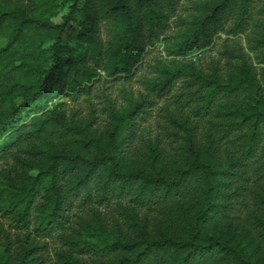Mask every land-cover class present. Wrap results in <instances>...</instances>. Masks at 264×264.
<instances>
[{"label":"trees","instance_id":"16d2710c","mask_svg":"<svg viewBox=\"0 0 264 264\" xmlns=\"http://www.w3.org/2000/svg\"><path fill=\"white\" fill-rule=\"evenodd\" d=\"M79 1L0 0V264H264L230 223L244 163L264 171V77L243 57L226 73L186 60L216 33L243 31L255 0L192 1L141 74L143 38L167 30L174 0H84L76 58L61 37ZM255 35L252 47L264 48V28ZM100 72L141 88L97 95L100 110L85 114L55 102L90 94ZM176 83L163 137L138 154L152 96ZM200 118L217 136L199 134ZM221 142L234 148L222 153ZM110 204L116 214L104 219L96 208ZM73 206L91 217L66 232ZM252 223L264 238V216ZM55 233L50 263L42 240Z\"/></svg>","mask_w":264,"mask_h":264},{"label":"rangeland","instance_id":"374dc122","mask_svg":"<svg viewBox=\"0 0 264 264\" xmlns=\"http://www.w3.org/2000/svg\"><path fill=\"white\" fill-rule=\"evenodd\" d=\"M192 1L194 0H174L173 9L168 10L166 8L169 18V25L166 28L167 30L160 33L157 38L152 40L143 38L142 44L144 46V55L141 62L138 64V66L142 65L140 74L143 73V71H146L145 64L157 59L159 56L164 57V38L175 30V20L179 16H183L187 13L188 6H190ZM77 8L78 11L67 25L61 40L67 46V55L79 58L84 50V46H81L78 43L82 21L84 18V0H80L78 2ZM66 10L67 9L65 7L62 8L59 14L54 17L52 21L60 22L61 17L66 13ZM229 26L231 25L227 23L224 30H227ZM263 28L264 0H255L251 15L247 18L243 31L236 34H227L225 31L216 33L213 38V42L209 47L187 56L186 60L193 62L198 69L202 68L204 70H208L218 68L221 72L226 73L233 68L234 64L239 62L241 57H243V59L247 60L248 64L253 67V71L256 73L257 78L262 79V77H264V48L254 49L252 47V38L256 37L255 32L257 33L261 31V29L263 30ZM1 45L2 39H0V46ZM100 76V79L96 78L94 80L95 84L90 94H84L74 100L71 98L60 97L55 102H67L73 111L79 114H85L87 110L92 107L96 110H100L102 105L99 102H101V99H97V95H106L109 93L111 96L116 97L119 94V90L123 87L133 88L134 90H140L141 88L137 78H133L127 83H124L121 79H119L120 74L118 73L110 76V74L100 72ZM179 85L180 83H176L171 91L166 93L164 96H152V103L148 107L147 114L139 123V134L137 139L132 143L133 150L137 151L138 154L142 155L146 153L148 143L152 142V144H154L156 143L157 137H163V131L160 126L164 125L165 122L164 108L167 107V105L171 108L174 107V105L173 107L171 105V95L175 94L177 91L179 92ZM54 103H51L49 106L52 107ZM31 117L32 116L26 117L27 121H29ZM199 121V134L213 133L214 136H217L215 127L211 125L209 118H200ZM161 143L162 146L164 144V146H167L168 148L171 144L165 137ZM232 145L229 146L226 142H221V152L224 153L225 150L233 149L234 147H232ZM254 167L255 165L252 161L245 162L242 167V170L245 173V176L249 178V181L239 182L245 190L241 192L240 197L237 199V205H235V210L230 217V223L233 227L232 231L235 232L236 229L240 231L242 235L248 233L245 240H248L249 248L255 249L264 256V238L259 235V230L255 227L254 223H252L253 216H264V211L257 205V201L260 198H264V177L257 179V175H260V173L264 174V171L257 173ZM96 209L100 212L102 218L110 220L112 215L116 214L115 210L117 209V206L115 204H110L109 206H99ZM89 213L90 211H88V209L81 211L79 208L73 206L68 211L69 222L67 226L69 227H67L65 231L70 232L71 228L78 230V224L80 223L79 218L83 217V219L90 220L91 216L88 215ZM56 234L57 233L42 240L46 243V248L43 251V254H45L47 262L50 263H52L55 259L54 255L56 250L61 247V242Z\"/></svg>","mask_w":264,"mask_h":264}]
</instances>
